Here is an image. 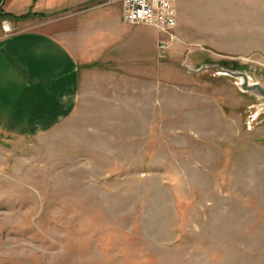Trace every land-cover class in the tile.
<instances>
[{
	"label": "rangeland",
	"instance_id": "rangeland-1",
	"mask_svg": "<svg viewBox=\"0 0 264 264\" xmlns=\"http://www.w3.org/2000/svg\"><path fill=\"white\" fill-rule=\"evenodd\" d=\"M7 1L3 39L80 20ZM109 1L91 15L122 18ZM185 18L126 24L140 53L80 67L71 115L0 131V264H264V97L223 72L264 86V1L190 0Z\"/></svg>",
	"mask_w": 264,
	"mask_h": 264
},
{
	"label": "crops",
	"instance_id": "crops-1",
	"mask_svg": "<svg viewBox=\"0 0 264 264\" xmlns=\"http://www.w3.org/2000/svg\"><path fill=\"white\" fill-rule=\"evenodd\" d=\"M31 1L35 0L7 1L6 13L17 17L28 12ZM92 1L68 0L67 6V0H38L43 12L37 14L50 18L71 12L69 18L80 20L69 24V31L58 32L52 21L0 38V131H33L37 123L44 127L55 123L56 116L71 115L80 97V67L96 66L93 62L102 59L105 50L114 60L140 53V39L127 28L123 12L122 18L106 13L98 18L91 15L99 8L89 7ZM189 1L176 0L177 28L185 26V20L188 23L185 4ZM114 3L110 0L106 5ZM83 60L89 63L81 64Z\"/></svg>",
	"mask_w": 264,
	"mask_h": 264
},
{
	"label": "built area",
	"instance_id": "built-area-1",
	"mask_svg": "<svg viewBox=\"0 0 264 264\" xmlns=\"http://www.w3.org/2000/svg\"><path fill=\"white\" fill-rule=\"evenodd\" d=\"M123 20L131 25H144L170 35L177 28L176 0H121ZM112 3L115 0H111ZM10 31V26H7ZM168 47V45H166ZM163 46V49H167Z\"/></svg>",
	"mask_w": 264,
	"mask_h": 264
},
{
	"label": "water",
	"instance_id": "water-1",
	"mask_svg": "<svg viewBox=\"0 0 264 264\" xmlns=\"http://www.w3.org/2000/svg\"><path fill=\"white\" fill-rule=\"evenodd\" d=\"M223 72H224V74L231 75L233 77L242 79L243 83H242L241 87L245 92L255 93L261 97H264V86H262L260 84H252L250 81V78L246 74H244V73H233L230 71H223Z\"/></svg>",
	"mask_w": 264,
	"mask_h": 264
},
{
	"label": "trees",
	"instance_id": "trees-1",
	"mask_svg": "<svg viewBox=\"0 0 264 264\" xmlns=\"http://www.w3.org/2000/svg\"><path fill=\"white\" fill-rule=\"evenodd\" d=\"M2 14V12L0 11V18H2V17H4V15H1ZM6 16H10V15H6Z\"/></svg>",
	"mask_w": 264,
	"mask_h": 264
}]
</instances>
